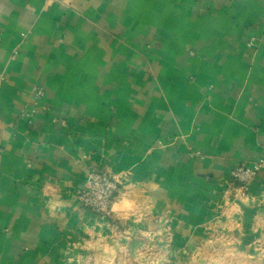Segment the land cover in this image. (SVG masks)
Listing matches in <instances>:
<instances>
[{
  "label": "crops",
  "instance_id": "crops-1",
  "mask_svg": "<svg viewBox=\"0 0 264 264\" xmlns=\"http://www.w3.org/2000/svg\"><path fill=\"white\" fill-rule=\"evenodd\" d=\"M261 159L264 0H0V264H264V168L226 192Z\"/></svg>",
  "mask_w": 264,
  "mask_h": 264
},
{
  "label": "built area",
  "instance_id": "built-area-1",
  "mask_svg": "<svg viewBox=\"0 0 264 264\" xmlns=\"http://www.w3.org/2000/svg\"><path fill=\"white\" fill-rule=\"evenodd\" d=\"M45 96L42 86L35 88V100L38 102ZM32 121V120H31ZM264 168V159L252 164H239L232 172L235 182L241 184L240 190L247 191L250 183L259 175ZM120 176L113 174L110 170L93 171L87 175L84 189L80 199L82 204L97 214H109L113 201L120 193Z\"/></svg>",
  "mask_w": 264,
  "mask_h": 264
},
{
  "label": "rangeland",
  "instance_id": "rangeland-1",
  "mask_svg": "<svg viewBox=\"0 0 264 264\" xmlns=\"http://www.w3.org/2000/svg\"><path fill=\"white\" fill-rule=\"evenodd\" d=\"M244 164V163H243ZM235 169V167L231 170L230 172V175L227 179V182H228V190L226 191L228 194H231L230 196L234 199V200H241V198H246V197H242V196H245L248 194L249 192V189H250V186L253 184V182L256 180V177L249 185V188L247 191H243V190H240L239 187H241V184L238 183V182H235L234 179L232 178V172L233 170ZM93 171H100V172H103V171H107V170H104V169H101V168H95L94 166H90L89 170L87 171V174H86V178H87V175L90 173V172H93ZM113 174H116V173H113ZM117 176H120V181H121V186H123V182L126 180V179H130L131 178V174L130 173H124V174H116ZM86 178H85V181H86ZM85 186V184H84ZM121 188V187H120ZM84 189V187H83ZM82 189V190H83ZM82 192V191H81ZM81 195V193H80ZM80 195H79V199H80ZM121 196V195H120ZM119 196V197H120ZM119 199V198H118ZM81 200V199H80ZM82 203V201H81ZM84 206V205H83ZM85 207V206H84ZM128 208H131L134 211V213H139L140 211V207H133V206H127ZM125 207V208H127ZM86 208V207H85ZM112 208V207H111ZM112 212V210H111ZM111 212L109 214H111ZM109 214H99V215H103V216H106V215H109ZM145 216H161L160 218H158V223H160L161 225L159 226V228H156L153 233V235H151L150 237L147 238V241L149 242L148 245L152 244V242H156V244L160 245V247H163V250L166 248H169L170 245H172L173 243V229L171 227V221L169 219V216L168 215H154L153 213H146ZM157 223V224H158ZM155 236V238H154ZM155 246V245H154ZM163 250L159 253H154L152 254V251L153 250H150L147 254H146V260L148 261L149 260V257L150 255H158L159 256V259L161 257H165L166 256V253L163 252ZM168 254V253H167ZM215 254H206L207 257L211 258V257H214ZM225 255V254H223ZM228 255V254H227ZM168 259V258H167Z\"/></svg>",
  "mask_w": 264,
  "mask_h": 264
}]
</instances>
